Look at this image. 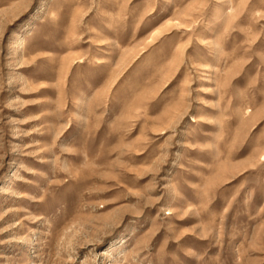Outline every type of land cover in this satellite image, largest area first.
Returning <instances> with one entry per match:
<instances>
[{
    "label": "rangeland",
    "instance_id": "obj_1",
    "mask_svg": "<svg viewBox=\"0 0 264 264\" xmlns=\"http://www.w3.org/2000/svg\"><path fill=\"white\" fill-rule=\"evenodd\" d=\"M0 264H264V0H0Z\"/></svg>",
    "mask_w": 264,
    "mask_h": 264
}]
</instances>
